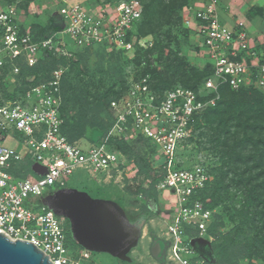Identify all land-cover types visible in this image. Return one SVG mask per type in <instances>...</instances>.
<instances>
[{"label": "built area", "instance_id": "built-area-1", "mask_svg": "<svg viewBox=\"0 0 264 264\" xmlns=\"http://www.w3.org/2000/svg\"><path fill=\"white\" fill-rule=\"evenodd\" d=\"M218 4L194 0L182 20L210 70L200 85L192 90L176 84L156 91L151 75L139 73L110 100L107 132L85 142L70 141L64 129L69 61L97 45L132 51L140 43L135 29L142 18V0L94 6L60 0L61 28L45 38L21 28L19 9L0 7V93L10 87L9 97H0L1 234L31 243L52 264H82L70 252L69 227L49 208L48 199L67 188L78 170L94 176L123 166L122 155L111 150V140H140L160 160L156 189L174 199L157 235L166 244V255L154 264H207L191 242L195 235L207 236L213 222L215 209L209 200L198 198L212 177L200 166L178 167L176 152L194 139L202 116L220 101L221 88L264 95V54L241 25L228 29L219 23ZM51 60L64 63L47 73L21 76L23 69L43 67ZM18 89L22 93L13 96Z\"/></svg>", "mask_w": 264, "mask_h": 264}, {"label": "rangeland", "instance_id": "rangeland-1", "mask_svg": "<svg viewBox=\"0 0 264 264\" xmlns=\"http://www.w3.org/2000/svg\"><path fill=\"white\" fill-rule=\"evenodd\" d=\"M110 1L71 0V3H87L94 6ZM188 1L147 0L149 8L144 16L145 24L139 29V36L136 35L140 43H135L132 51L120 53L97 45L78 54L79 65L72 66L68 78L74 89L69 97L72 101L76 97L79 102L75 105L70 102L67 106L65 129L71 139L85 142L105 134L108 130L106 102L124 89L139 73H155L156 85L170 86L189 81L191 70L204 69L206 61L197 53V40L193 35H188L182 21L187 15ZM59 2L60 0H0V7L11 6L19 9L21 28L36 38H43L58 30ZM162 7L166 9L165 16L159 14ZM170 13L172 19L167 24L166 16ZM178 67L180 69L177 70ZM7 90H10V87H3L1 98L6 97ZM210 137L211 134L207 131L198 135L196 132L194 139L176 152V164L183 168L200 166L207 169L212 177L211 187L217 179V173L213 171L218 169L221 159L219 154L210 151ZM110 146L111 150L122 155L121 161L125 162L123 166L118 170L94 176H90L85 170H78L69 177L67 188L62 190H75L86 194L92 200L114 205L127 226L137 229L141 227L143 230L147 228L148 238L152 241H141L136 249L139 253L132 254L131 250L126 261L107 254L90 253L70 245L73 257L80 258L82 264H136L137 257H142L144 261L153 259L150 254L153 240L162 233L163 221L172 213L174 199L167 193L159 192L155 187L156 180L161 176V172L156 170L160 160L151 148L143 141L111 140ZM103 176H109L110 183L99 184L97 180ZM208 194L209 192L206 193ZM214 209L216 212L207 236L199 237L193 234L192 249L202 255L207 264H264L262 261L247 259L243 244H227L229 240L235 241V227L246 223L242 222V216L237 213L241 210L240 199L234 204L229 200L224 201ZM227 210L235 216L233 223L228 219ZM155 225H158L157 232ZM254 235L255 231H252L250 237ZM143 237L145 233L141 238ZM262 253L264 254V248Z\"/></svg>", "mask_w": 264, "mask_h": 264}, {"label": "trees", "instance_id": "trees-1", "mask_svg": "<svg viewBox=\"0 0 264 264\" xmlns=\"http://www.w3.org/2000/svg\"><path fill=\"white\" fill-rule=\"evenodd\" d=\"M193 1L189 0L188 5L190 6ZM142 5V18L135 29L137 36H139V29L141 30L145 24L144 16L149 8L147 0H142ZM159 7H161V3H159ZM161 9L159 14L165 16L166 9L163 7ZM166 17V23L169 24V20L172 19V13ZM60 28L61 25L59 23L58 30ZM78 57L79 55L75 60L71 59L69 61V73L64 82L65 107L63 113L65 125L67 121V106L70 102H73V105L79 103L76 97L73 101L69 97L74 89L68 79L72 66L78 67L79 65L77 63ZM59 63L63 64L64 61L51 60L43 67L23 69L21 76L25 78L27 75L37 74L39 71L47 73ZM178 69L180 68L178 67ZM209 72L207 65L204 66L202 71L191 70L189 81L174 83L170 86L156 85L155 73L142 72V74H150L155 83L154 89L163 91L172 88L176 84L187 89H196L200 85L201 80L208 76ZM20 93H22V89L16 90L13 96ZM219 93L221 99L216 107L207 111L196 127L197 135L202 131H207L208 134H211L210 151L219 154L221 159L220 166L216 171H213L217 173V179L212 183L214 186L204 189L198 198L203 202L209 200L208 206L210 208H215L228 200L231 204H234L237 199H240L241 210L237 211V213L242 216V222L245 221L246 223H241V225L235 227V241L229 240L227 244H243L247 259L264 262V254L262 253L264 248V95L260 92L249 90L232 92L227 88H221ZM85 94L87 95L86 92ZM117 95L118 93L109 98L106 105ZM6 97H9V94ZM65 133L67 135L66 129ZM67 137L70 141H75L68 135ZM159 179L156 180L155 187ZM207 192H209L208 195H206ZM227 216L229 221L233 223L235 216H232L229 210H227ZM252 231H255V235L251 238L250 233ZM68 244L69 246L78 247L72 241L70 235H68ZM196 254L203 258L197 252Z\"/></svg>", "mask_w": 264, "mask_h": 264}, {"label": "water", "instance_id": "water-1", "mask_svg": "<svg viewBox=\"0 0 264 264\" xmlns=\"http://www.w3.org/2000/svg\"><path fill=\"white\" fill-rule=\"evenodd\" d=\"M48 206L57 216L70 221V236L81 249L128 260L139 237V228L127 226L114 205L92 200L75 190H60L48 199ZM150 254L155 261L162 262L166 255L165 242L154 239ZM0 264L52 263L31 243L11 241L0 233Z\"/></svg>", "mask_w": 264, "mask_h": 264}, {"label": "crops", "instance_id": "crops-1", "mask_svg": "<svg viewBox=\"0 0 264 264\" xmlns=\"http://www.w3.org/2000/svg\"><path fill=\"white\" fill-rule=\"evenodd\" d=\"M217 16L219 23L228 29H237L241 25L251 44L264 54V0H219ZM154 228L157 232L158 225ZM148 232L147 228L143 230L139 227V237L131 249L132 254L139 253L136 249L141 241H152ZM144 233L145 237L141 238ZM149 259L144 261L142 257H137L136 264H154V259Z\"/></svg>", "mask_w": 264, "mask_h": 264}, {"label": "bare ground", "instance_id": "bare-ground-1", "mask_svg": "<svg viewBox=\"0 0 264 264\" xmlns=\"http://www.w3.org/2000/svg\"><path fill=\"white\" fill-rule=\"evenodd\" d=\"M109 176H103V178H99L98 180H97V182L99 183V184H108V183H110L109 182ZM101 186V185H100ZM102 187V186H101Z\"/></svg>", "mask_w": 264, "mask_h": 264}, {"label": "flooded vegetation", "instance_id": "flooded-vegetation-1", "mask_svg": "<svg viewBox=\"0 0 264 264\" xmlns=\"http://www.w3.org/2000/svg\"><path fill=\"white\" fill-rule=\"evenodd\" d=\"M62 218V217H61ZM63 219V221H64V223L68 226V227H70V221L68 220V219H66V218H62ZM70 238L72 239V237L70 236ZM73 241V240H72ZM74 242V241H73ZM75 243V242H74ZM79 247V246H78Z\"/></svg>", "mask_w": 264, "mask_h": 264}]
</instances>
